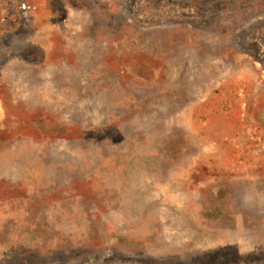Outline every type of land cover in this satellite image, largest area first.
<instances>
[{"label":"rangeland","instance_id":"rangeland-1","mask_svg":"<svg viewBox=\"0 0 264 264\" xmlns=\"http://www.w3.org/2000/svg\"><path fill=\"white\" fill-rule=\"evenodd\" d=\"M0 264H264V0H0Z\"/></svg>","mask_w":264,"mask_h":264}]
</instances>
